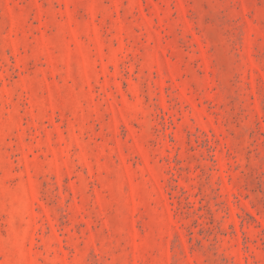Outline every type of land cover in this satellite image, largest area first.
I'll use <instances>...</instances> for the list:
<instances>
[{"label": "rangeland", "instance_id": "374dc122", "mask_svg": "<svg viewBox=\"0 0 264 264\" xmlns=\"http://www.w3.org/2000/svg\"><path fill=\"white\" fill-rule=\"evenodd\" d=\"M0 264H264V0H0Z\"/></svg>", "mask_w": 264, "mask_h": 264}]
</instances>
